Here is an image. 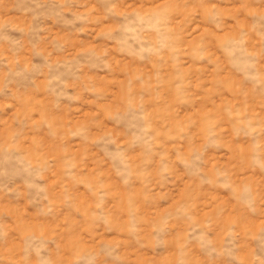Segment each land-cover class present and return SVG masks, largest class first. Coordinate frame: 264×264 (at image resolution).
<instances>
[{"label":"rangeland","instance_id":"374dc122","mask_svg":"<svg viewBox=\"0 0 264 264\" xmlns=\"http://www.w3.org/2000/svg\"><path fill=\"white\" fill-rule=\"evenodd\" d=\"M0 264H264V0H0Z\"/></svg>","mask_w":264,"mask_h":264}]
</instances>
